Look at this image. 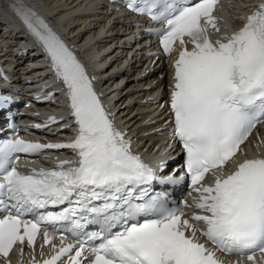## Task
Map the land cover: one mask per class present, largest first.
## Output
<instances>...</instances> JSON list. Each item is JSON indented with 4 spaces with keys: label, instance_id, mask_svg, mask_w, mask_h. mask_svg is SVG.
<instances>
[{
    "label": "snow or ice",
    "instance_id": "snow-or-ice-1",
    "mask_svg": "<svg viewBox=\"0 0 264 264\" xmlns=\"http://www.w3.org/2000/svg\"><path fill=\"white\" fill-rule=\"evenodd\" d=\"M217 3L128 0L127 5L163 25L154 31L165 54L177 41L181 47L173 65L170 109L186 174L199 185L194 203L201 211L191 218H185L187 201L169 207L149 194L160 178L131 151L130 140L115 128L92 79L63 40L34 10L11 5L66 86L78 129L68 144L0 142V255L8 258L16 246L21 252L25 245L35 247L38 235L41 248L47 244L55 250L42 264H58L63 257L66 264H224L217 250L248 253V260H254L250 253L256 250L264 253V155L245 158L223 174L264 122V0L241 28L212 41L207 28L219 32L213 15ZM46 148H72L77 159L60 161L51 170H19L20 154ZM210 172L214 183L202 184ZM61 205L66 206L48 210ZM200 222L205 227L197 229ZM91 225L99 230L87 232ZM49 227L61 231L58 249ZM65 228L86 239L67 243ZM197 231L215 248L201 242ZM33 264L41 262L33 258Z\"/></svg>",
    "mask_w": 264,
    "mask_h": 264
},
{
    "label": "bare ground",
    "instance_id": "bare-ground-1",
    "mask_svg": "<svg viewBox=\"0 0 264 264\" xmlns=\"http://www.w3.org/2000/svg\"><path fill=\"white\" fill-rule=\"evenodd\" d=\"M49 2H50V0H48ZM44 2H45V0H40V5H44ZM0 8H1V6H0ZM1 22H5V24H8V21H7V19H6V16H5V14H0V23ZM1 25V24H0ZM26 29L25 28H23L22 29V32H24ZM120 106V105H119Z\"/></svg>",
    "mask_w": 264,
    "mask_h": 264
}]
</instances>
